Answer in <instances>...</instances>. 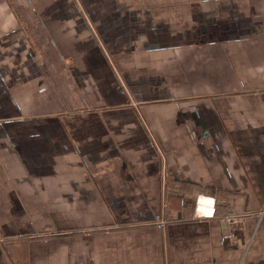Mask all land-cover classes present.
Wrapping results in <instances>:
<instances>
[{
    "label": "crops",
    "instance_id": "obj_1",
    "mask_svg": "<svg viewBox=\"0 0 264 264\" xmlns=\"http://www.w3.org/2000/svg\"><path fill=\"white\" fill-rule=\"evenodd\" d=\"M0 264H264V0H0Z\"/></svg>",
    "mask_w": 264,
    "mask_h": 264
},
{
    "label": "built area",
    "instance_id": "obj_2",
    "mask_svg": "<svg viewBox=\"0 0 264 264\" xmlns=\"http://www.w3.org/2000/svg\"><path fill=\"white\" fill-rule=\"evenodd\" d=\"M155 221L158 224V226L162 227L165 224V220L161 218L160 216L155 217Z\"/></svg>",
    "mask_w": 264,
    "mask_h": 264
}]
</instances>
